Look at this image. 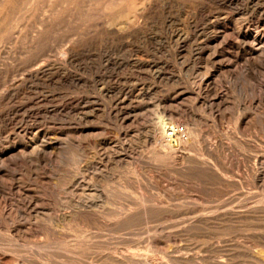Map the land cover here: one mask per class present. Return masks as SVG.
<instances>
[{
	"label": "rangeland",
	"instance_id": "374dc122",
	"mask_svg": "<svg viewBox=\"0 0 264 264\" xmlns=\"http://www.w3.org/2000/svg\"><path fill=\"white\" fill-rule=\"evenodd\" d=\"M247 3L234 24L264 41L253 26L264 0ZM28 17L0 44V264H264V57L236 46L233 29L200 95L189 88L206 58L187 49L80 58L74 80L44 83L28 78L47 60ZM164 123L188 138L167 156L154 152ZM112 189L110 216L68 223L86 192Z\"/></svg>",
	"mask_w": 264,
	"mask_h": 264
},
{
	"label": "bare ground",
	"instance_id": "6f19581e",
	"mask_svg": "<svg viewBox=\"0 0 264 264\" xmlns=\"http://www.w3.org/2000/svg\"><path fill=\"white\" fill-rule=\"evenodd\" d=\"M241 1L0 0V44L3 41L12 40L16 33L22 31L20 29L25 28L23 23L29 15L35 18L36 22L32 23L36 24L38 29L32 38L35 39L37 47L41 49L39 59L45 57L47 60L30 72L28 78L44 83L61 84L75 79L68 68L76 64L80 58L92 60L93 57L101 62L107 56L120 53L122 49H128L126 51L132 55L131 53L139 46L145 48L144 52L154 47L160 52L172 50L175 55L181 57L187 49L191 59L206 58L205 69L202 71L195 69L196 73L198 71L203 77V83L198 87L189 88L190 92L200 95L211 88L212 80L217 75L214 63L219 53L218 50L233 44L229 42L233 29L236 30V46L243 52L250 51L257 60L264 57V41H260L256 34L250 33V25H246V21L234 24L232 12L235 7L241 6ZM252 1L254 0H247V7ZM244 9L237 8L236 10L247 14ZM255 11H258L261 17V23L253 25L255 32L263 26L262 36H264V8L255 9ZM67 40L70 43L69 47L66 49L57 47H61L60 44ZM54 53L61 54V59H54ZM106 62V65L114 64L115 66L118 63L112 57H108ZM7 98H9L8 95H3L0 105ZM169 125L164 123L158 138L155 139L157 146L154 152L156 154L167 156L172 152L182 150L186 145L185 139L188 140L186 129L179 125ZM34 141L39 142L37 137ZM48 145V142H43L41 146H38L39 148L36 146L33 153H40L47 149ZM262 185L264 187V180ZM108 193V196L102 197L96 192H86L85 201L83 200L82 204L80 202L78 211L67 218L68 223L71 221V223L79 224V221L86 217L110 216L115 208V199L119 197L120 192L118 189H112ZM27 205L32 212H37L36 206H32L30 202ZM127 261L131 262L133 259L128 258ZM123 263L126 262L123 261Z\"/></svg>",
	"mask_w": 264,
	"mask_h": 264
}]
</instances>
